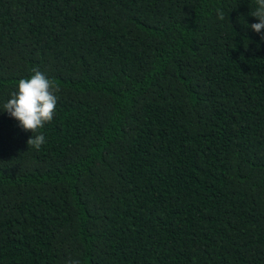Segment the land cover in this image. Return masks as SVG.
I'll use <instances>...</instances> for the list:
<instances>
[{
  "label": "trees",
  "instance_id": "1",
  "mask_svg": "<svg viewBox=\"0 0 264 264\" xmlns=\"http://www.w3.org/2000/svg\"><path fill=\"white\" fill-rule=\"evenodd\" d=\"M256 7L0 0V264H264ZM33 69L37 133L2 109Z\"/></svg>",
  "mask_w": 264,
  "mask_h": 264
},
{
  "label": "clouds",
  "instance_id": "2",
  "mask_svg": "<svg viewBox=\"0 0 264 264\" xmlns=\"http://www.w3.org/2000/svg\"><path fill=\"white\" fill-rule=\"evenodd\" d=\"M257 7L250 15L258 18V22L246 27H250L261 34L264 40V0H256ZM218 18L224 19L222 11L218 12ZM30 78H21L18 81L17 90L13 91L3 104V110L19 122V126L25 131L37 133L38 129L51 122L56 112L57 95L59 86L38 69H33ZM45 142L42 133L32 135L27 140L37 150Z\"/></svg>",
  "mask_w": 264,
  "mask_h": 264
}]
</instances>
